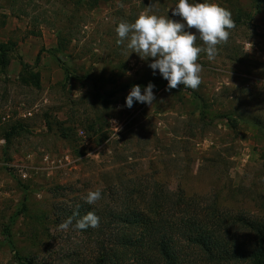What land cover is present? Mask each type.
<instances>
[{"label": "rangeland", "instance_id": "obj_1", "mask_svg": "<svg viewBox=\"0 0 264 264\" xmlns=\"http://www.w3.org/2000/svg\"><path fill=\"white\" fill-rule=\"evenodd\" d=\"M177 2L0 0L9 59L0 67V264H20L16 251L76 264L63 258L84 253L88 237L61 228L56 204L102 194L118 175L218 193L264 215V0H197L228 9L235 28L214 60L199 55L196 90L166 91L153 58L118 44L116 28L142 13L183 22ZM149 82L152 105L126 107L131 88Z\"/></svg>", "mask_w": 264, "mask_h": 264}, {"label": "trees", "instance_id": "obj_2", "mask_svg": "<svg viewBox=\"0 0 264 264\" xmlns=\"http://www.w3.org/2000/svg\"><path fill=\"white\" fill-rule=\"evenodd\" d=\"M5 51L0 43L4 69L9 66ZM117 177L104 184L94 204L86 202L87 195H62L66 200L56 204L58 218L63 223L71 218L69 227L88 237L84 253L73 250L63 259L76 264H264V215L228 207L218 193L191 192L184 184ZM89 212L99 217V226L77 229ZM15 256L20 264H38L36 257L18 251Z\"/></svg>", "mask_w": 264, "mask_h": 264}, {"label": "clouds", "instance_id": "obj_3", "mask_svg": "<svg viewBox=\"0 0 264 264\" xmlns=\"http://www.w3.org/2000/svg\"><path fill=\"white\" fill-rule=\"evenodd\" d=\"M173 16H179L183 22L169 19L168 16L156 14H140L134 22H121L116 28L117 43L126 45L127 49L140 56L141 59L153 58L149 67L153 74H159L167 80L166 91L176 89L179 85L196 90L202 83L200 73L202 65L198 57L206 53L209 61L216 58L218 45L226 43L230 30L235 28L231 12L215 3H201L197 0H178L171 8ZM195 28L196 32L191 31ZM204 46L196 44L197 40ZM155 85L148 83L131 88L125 100V106L131 108L134 102L152 105L156 97ZM101 191H90L86 196L88 204L101 199ZM72 225V219L65 221L61 228ZM99 226V217L89 212L78 220L75 227L85 230Z\"/></svg>", "mask_w": 264, "mask_h": 264}, {"label": "crops", "instance_id": "obj_4", "mask_svg": "<svg viewBox=\"0 0 264 264\" xmlns=\"http://www.w3.org/2000/svg\"><path fill=\"white\" fill-rule=\"evenodd\" d=\"M0 67H1V65H0Z\"/></svg>", "mask_w": 264, "mask_h": 264}]
</instances>
